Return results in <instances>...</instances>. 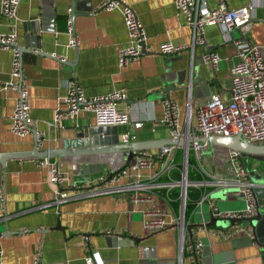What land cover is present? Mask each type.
<instances>
[{
  "label": "crops",
  "instance_id": "0c3cea01",
  "mask_svg": "<svg viewBox=\"0 0 264 264\" xmlns=\"http://www.w3.org/2000/svg\"><path fill=\"white\" fill-rule=\"evenodd\" d=\"M100 1L53 0L52 31H40L38 48L30 46L28 27L37 18L40 0H20L13 24L0 14V33L11 28L16 33L31 117L30 131L24 136L15 135L10 130V117L16 91L0 90V153L34 148L32 131L43 132L39 149L67 147L76 131L95 126L94 116L86 111H79L76 117L63 116L56 126L51 124L57 96L64 94L65 81L72 73L85 96L124 88L126 98L118 107L127 112L128 122L117 126L118 136L129 131L131 142L156 151L169 140L167 129L158 123L162 98L176 101L181 113L188 105L193 111L212 93L227 101L229 67L235 61L232 40H251L264 46V0H252L254 9L249 20L230 28V40L216 25H208L204 27V42L192 48V31L184 24L183 16L177 14L172 0H124L144 27L147 50L127 66L118 68L116 52L126 41L123 20L117 10H99ZM223 1L228 8H240L250 0ZM205 2L212 8L218 0ZM67 20H71L77 36L74 48L67 47ZM164 41L183 45L185 49L161 55L157 48ZM205 51H213L220 57L216 70L202 60ZM10 60L11 51L0 48V83L13 80ZM136 122L140 125L134 128ZM52 158L68 185L95 182L110 166H120L122 161L114 156H106L104 160H97L96 156ZM31 159H7L0 164L1 264H31L36 251L40 253L41 264H85L83 257L89 250H97L104 264H193L188 252L178 250L177 228L147 233L140 213L126 194L83 197L55 207L51 204L52 185L46 181L45 168L36 166ZM83 160L89 162L84 164L85 171L80 168ZM93 165L97 167L87 168ZM252 168L259 173L264 164H254ZM228 171L222 170L219 175L213 172V178H228ZM173 173L178 177L176 170L172 171V177ZM192 173V179H201L196 172ZM205 176L209 178L206 173ZM170 190H159L161 197L153 196L155 210L176 211L177 203L172 204ZM165 195L169 198L167 203ZM235 202L225 197L217 206L237 210ZM43 204L48 205L36 208ZM187 220L188 225H195L192 218ZM106 229H114L124 237L134 236L137 242L107 247L103 234ZM197 236L202 243L196 254L199 264H260L259 248L250 238L249 228L228 237L198 230Z\"/></svg>",
  "mask_w": 264,
  "mask_h": 264
},
{
  "label": "built area",
  "instance_id": "2783aa9c",
  "mask_svg": "<svg viewBox=\"0 0 264 264\" xmlns=\"http://www.w3.org/2000/svg\"><path fill=\"white\" fill-rule=\"evenodd\" d=\"M20 0H0V14L13 24L17 19L16 10ZM177 14L183 16L184 24L191 31V48L195 44L204 42V27L216 25L225 38L230 40L229 30L235 26L244 25L251 11L254 9L252 0L244 7L228 8L223 0H218L212 8L205 0H172ZM99 10H117L123 20L126 32L125 44L117 49L116 65L118 68L127 66L142 55L145 47L146 34L143 25L137 19L134 11L124 0H101ZM68 34L67 47L77 45V36L73 31L70 20L66 22ZM16 33L11 28L6 33H0V48L11 51L10 76L8 82L0 83V90L13 89L16 91L10 117V130L17 136H24L30 131L28 92L22 74L20 50L16 45ZM235 48V61L229 67V92L227 101L221 100L217 93L209 95L202 104L192 111L189 105L181 113L176 101L169 97L161 100V117L158 123L164 126L169 140H181L182 144H170L160 147L156 151L146 149L133 150L129 162L114 171L101 175L95 182L81 185H68L64 175L58 170L57 162L53 158H32L36 166L45 168L46 181L52 185L51 204L57 207L68 200L97 195L126 194L128 200L135 205L142 217V224L147 233H154L169 227L178 230V250L189 253L193 264H199L196 254L201 249V239L197 231H213L221 237H228L243 228L240 225L228 224L225 227H208L204 222L186 229L191 213L204 202L209 216L221 220L243 219L255 214V198L251 192L252 183L248 179V172L243 170L241 154L238 150L214 145L226 161L230 164L233 175L225 179L205 178V172L199 164L203 149L209 143L206 139L211 136L239 135L246 142L253 145L264 144V46L251 40H232ZM183 45H175L164 41L158 44L157 51L161 55H170L183 51ZM202 60L213 70L217 69L220 57L213 51H205ZM62 61L63 58H60ZM65 92L57 96V106L53 110L52 125H58L63 116L76 117L79 111L90 112L94 116L95 126H120L128 122L127 112L118 107L126 98L124 88H118L105 94L85 96L81 85L74 74L65 81ZM134 123L133 127H139ZM35 147H39L43 140L42 131H34ZM131 134L125 131L118 136L122 143L131 142ZM202 139V140H200ZM180 158L176 160L178 151ZM194 161L199 166L194 165ZM190 169L201 179L195 180L188 176ZM176 170L178 178L172 177ZM210 186H236L243 194L245 206L241 210L219 209L208 197ZM178 187L177 209L171 208L167 212L155 210L153 196H160L159 190L168 191ZM201 188L198 198L194 201L191 212L185 215L187 200L186 188ZM158 193V194H157ZM161 197V196H160ZM167 203L169 198L164 196ZM48 204L38 205L36 208L46 207ZM187 234L185 235V232ZM105 235H118L114 229H106ZM85 264H104L97 250H89L83 257ZM1 264V260H0ZM31 264H41L40 253L36 251Z\"/></svg>",
  "mask_w": 264,
  "mask_h": 264
},
{
  "label": "water",
  "instance_id": "95a60500",
  "mask_svg": "<svg viewBox=\"0 0 264 264\" xmlns=\"http://www.w3.org/2000/svg\"><path fill=\"white\" fill-rule=\"evenodd\" d=\"M53 0H40L39 11L36 14L37 18L29 22L28 31L30 32L29 39L31 40L30 46L39 47V39L41 37L40 31L51 32V23L53 21ZM71 21V20H70ZM34 39V43L32 40ZM143 48L142 54H145ZM165 91V90H164ZM33 133V144L35 146V137ZM202 140V139H200ZM212 145H218L231 149L238 150L241 156H246L254 160L264 162V144L253 145L246 142L239 135L234 136H211L206 139ZM182 144L181 140H168L165 145ZM144 144H136L134 142L122 143L118 140L117 126H86L80 128L74 133L71 140V145L59 149H39L32 148L31 150L21 152H7L0 153V164H3L7 159L14 158H52V157H87L96 156L97 160H104L106 156H114V158L122 159L120 166H110L108 173L125 166L131 156L133 150L144 149ZM104 156V157H102ZM124 158V159H123ZM85 159V158H84ZM83 165L80 166L81 170H87L84 164L88 161H82ZM97 166L87 167L89 170ZM245 172L246 169L243 166ZM248 179L252 183L251 192L255 198L256 211L255 214L248 218L243 219H229L228 224H238L241 227L249 228L250 238L254 244L259 248L258 255L260 264H264V170L259 173L255 171L248 172ZM225 198V195H223ZM223 198V199H224ZM224 210V209H223ZM203 212L202 209H200ZM200 212V213H201ZM201 219L195 225L202 222L208 227H225L219 225L217 219L208 216L204 218L201 213ZM227 224V225H228ZM226 225V226H227ZM192 225H187L186 229L189 230ZM105 245L109 246H124L126 244H133L137 242L134 236L124 237L118 235H104Z\"/></svg>",
  "mask_w": 264,
  "mask_h": 264
},
{
  "label": "rangeland",
  "instance_id": "374dc122",
  "mask_svg": "<svg viewBox=\"0 0 264 264\" xmlns=\"http://www.w3.org/2000/svg\"><path fill=\"white\" fill-rule=\"evenodd\" d=\"M181 154V150L178 151L176 160L179 159ZM241 161L243 163V166L245 167L247 172H252L254 169L252 166L254 164H264L262 161L254 160L252 158L246 157V156H241ZM199 164L202 167V170L208 175L209 178H213V172L217 173L219 175V172L222 170H229L228 173L230 176L233 175V172L231 171V167L229 166L230 164L226 161L224 158L223 154L216 149L214 145L211 143L207 144V148L203 149L202 152V157L199 160ZM195 166H199L197 162L194 161ZM191 170V169H190ZM85 171V170H84ZM211 174H210V173ZM100 177V176H99ZM97 177V178H99ZM206 177V176H205ZM96 178V179H97ZM208 191L211 193L209 194V199L214 202V204L219 205L220 201H224L225 198L223 195H225L226 198H231L234 200H237L236 203V209L241 210L245 206V201L243 199V194L239 191V188L236 186H227V187H216V186H210ZM237 192V193H235ZM224 198V199H223ZM218 207V206H217ZM221 207V206H220ZM219 209H223L220 208ZM200 209L203 210V212L200 211ZM204 218H207L209 216V212L207 211V205L206 202H204L200 207H196L192 213H191V218L193 224L198 223L199 220L201 219V213ZM219 225L221 226H226L228 224V221L225 219L218 220Z\"/></svg>",
  "mask_w": 264,
  "mask_h": 264
},
{
  "label": "trees",
  "instance_id": "16d2710c",
  "mask_svg": "<svg viewBox=\"0 0 264 264\" xmlns=\"http://www.w3.org/2000/svg\"><path fill=\"white\" fill-rule=\"evenodd\" d=\"M190 174V175H189ZM192 170H188V176H190L191 178L192 177ZM173 177L178 178L175 176V174L173 173ZM178 191H179V188L178 187H173L171 190H170V193H169V198L170 200H172V204L173 205H176L177 203V194H178ZM201 192V188L197 189V188H194V187H187L186 188V195H187V200H186V205H185V215L187 216L193 206H194V201L198 198L199 196V193Z\"/></svg>",
  "mask_w": 264,
  "mask_h": 264
}]
</instances>
